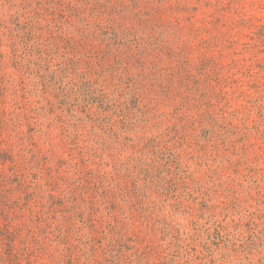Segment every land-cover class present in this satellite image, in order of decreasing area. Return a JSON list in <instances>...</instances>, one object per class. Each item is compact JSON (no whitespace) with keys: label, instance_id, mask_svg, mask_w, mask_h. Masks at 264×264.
I'll list each match as a JSON object with an SVG mask.
<instances>
[{"label":"rangeland","instance_id":"374dc122","mask_svg":"<svg viewBox=\"0 0 264 264\" xmlns=\"http://www.w3.org/2000/svg\"><path fill=\"white\" fill-rule=\"evenodd\" d=\"M43 213L46 264H264V0H0V255Z\"/></svg>","mask_w":264,"mask_h":264},{"label":"trees","instance_id":"16d2710c","mask_svg":"<svg viewBox=\"0 0 264 264\" xmlns=\"http://www.w3.org/2000/svg\"><path fill=\"white\" fill-rule=\"evenodd\" d=\"M32 115V113H30ZM27 122H31L33 120L32 116H26ZM13 122H16L15 113H12V119ZM22 136V132H20V137ZM22 183L21 181L19 184ZM35 193H28L26 195V201H33L35 199ZM63 201H58V204H61ZM65 202V201H64ZM63 202V204H64ZM64 208L66 209V206L64 204ZM66 213L69 212L68 209L65 210ZM31 222L32 224L29 225L26 223L24 226L17 227V229L14 228V230L10 233V236L16 237L18 235H22L23 229L28 230V239L26 240L24 245V248L21 250L23 251V255H27L26 259L25 256L21 258L18 252H15L16 248L15 245H11L7 259L0 255V264H46L44 261L47 258V246H49V242H56L59 245L66 244L65 242H69L67 238L64 237V232L60 226L54 227V229H51V233H49L48 225L51 222L50 217L47 216V214H41L39 216L34 217ZM68 221L71 222V219H73V216H67ZM56 220V218H54ZM52 227V225L50 224ZM67 232L70 231V229L66 230ZM108 257V256H106Z\"/></svg>","mask_w":264,"mask_h":264}]
</instances>
